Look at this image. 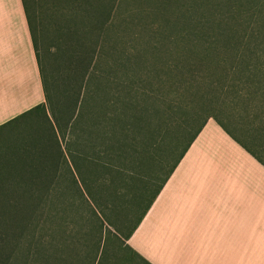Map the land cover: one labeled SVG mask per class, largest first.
<instances>
[{
  "label": "trees",
  "instance_id": "1",
  "mask_svg": "<svg viewBox=\"0 0 264 264\" xmlns=\"http://www.w3.org/2000/svg\"><path fill=\"white\" fill-rule=\"evenodd\" d=\"M21 1L46 102V105L33 111L40 112L38 122L46 121L45 125L52 128V135L39 134L32 138L27 134L24 138L25 144L33 147V153L38 157V160H23L26 163L24 169H33V174L39 173V177L46 179V191H0V264H81L84 259L87 264H129L132 259L117 255L124 245L123 241L107 230L104 224L110 221L105 216V210L113 207L111 194L115 197L117 188L116 192L102 191L100 195L97 186L92 191L85 178L92 167L102 168L101 157L98 154L95 159L87 154L73 157L69 151L65 157L54 133V123L48 115L52 101L49 102L45 88L48 75L44 53L39 47L38 27L30 1ZM221 1L191 0L187 4L180 0L176 19L166 20V25L160 30H152L139 14L135 19L124 22L123 32L129 38L127 49L119 51L113 66H109L106 74L102 73L108 78L113 77L110 80L114 79L115 83H109L114 87H108L103 92V103L114 112V115L108 116L109 123L120 116L130 125V128L123 125V129H136L139 133L147 121L143 115L144 105L141 104L148 100L154 101L155 105L159 102L164 111L173 116L170 123L184 125L183 130L187 131L189 138L167 176L210 119L228 133L229 128L235 130V126L239 125L236 130L252 131L264 138V0ZM92 3L84 7L90 6L93 11L98 9L100 16L97 23L101 31L113 27L119 17L120 0H100L97 8H93ZM154 11L156 14L161 12V7H156ZM131 28L138 30L137 33L133 35ZM104 43L102 38V46ZM97 68L90 70L88 76H93ZM88 70L89 66H86L85 73ZM125 75L130 76L127 84L118 80ZM109 133H112L111 129ZM45 138L49 139V145L39 148ZM133 141L138 140L135 137ZM13 151L15 156L8 158V163L18 159L19 150L13 146ZM40 153L44 154V158ZM60 169L67 175L56 174ZM44 172L46 174L42 176ZM33 174L20 177L37 179L38 176L32 177ZM110 174L111 182L117 186V178H112L116 173L110 171ZM66 177L78 188L82 196L79 201L87 203L85 205L90 208L91 216L88 228L81 227L78 233L73 234L69 255L65 252L63 227L55 224L51 228L41 223L45 215L42 212L46 208L49 211L52 205L51 185ZM6 184L9 186L10 183L4 181L0 187ZM18 184L22 187L23 182ZM80 186L87 187L86 196ZM121 188L122 185L119 186ZM91 194L95 208L87 199ZM104 195H108L110 205L103 203L99 206L97 199L104 198ZM36 206L40 207L37 213L34 210ZM39 217L41 219L35 221ZM136 258L138 264H146L138 256Z\"/></svg>",
  "mask_w": 264,
  "mask_h": 264
},
{
  "label": "rangeland",
  "instance_id": "2",
  "mask_svg": "<svg viewBox=\"0 0 264 264\" xmlns=\"http://www.w3.org/2000/svg\"><path fill=\"white\" fill-rule=\"evenodd\" d=\"M29 1L38 27L39 47L45 57L44 62L48 75L45 88L49 102L52 101L51 110L48 109L49 120L52 124L54 123V133L61 150L65 157L68 151L73 157L81 154L82 156L85 154L93 156V159L96 158V154L101 157L99 160H101L102 168L92 167L85 176L91 190L94 191L97 186L102 195V191L116 192L117 188L116 193L118 194L120 192L119 178H123L121 189L126 191L128 175L125 173L133 172L137 165L143 166L144 160L147 161V165L152 166L153 172H157L160 168V172L168 173L188 141L189 136L187 131L183 130L184 125L170 123L169 120L173 116L166 113L159 102L155 105L154 101L148 100L141 104L144 105L143 115L147 121L139 133L136 129L131 131L123 129V125L129 128L130 125L129 121H123L124 118L120 116L109 123L108 116L114 115V112L106 108L103 103V92L108 87H114L109 83H115L114 79L110 80L113 77L108 78L102 73L106 74L109 66H113L119 51L127 49L129 38L128 34L123 32L124 22L135 19L139 14L152 30H160L166 25V20L176 19L180 0H120L117 22L105 32L101 31L97 23L100 16L98 9L93 11L90 6L84 7L85 4L93 2V8H97L100 0ZM190 1L183 0L182 3L189 4ZM218 2L223 1L216 0V3ZM158 6L161 7V12L156 14L154 9ZM131 29L133 35L138 31ZM102 38L105 41L104 46H102ZM86 66H89V70L85 73ZM95 67L97 68L96 73L91 77L88 76ZM125 76L118 80L127 84L130 76ZM40 117L39 114H31L20 122L0 129V185L4 181L10 184L14 182V185L6 184L5 187H0V191L18 193L31 190L46 191V179L39 177V173L33 174L31 172L33 169H29L30 171L27 167L24 169L25 160L38 158L37 154L33 153V147L25 144L24 138L27 134L32 135V138L38 137L39 134L52 135V128L45 125L46 121L38 122ZM108 129H111L112 133H109ZM135 137L138 141H133ZM48 141L49 139L45 138L43 144H38L39 148L49 145ZM13 146L19 150L18 159H13L8 163V158L15 156ZM27 151L33 154H28ZM55 151L57 152V147ZM41 155L44 158V154ZM33 166L35 167V164ZM110 171L116 173L112 178L113 180L117 178L115 180L117 186L111 182ZM84 172L86 173L85 170ZM27 173L28 176L33 174L32 177H38L37 179H22ZM59 173L67 175L61 169L56 174ZM45 174L44 172L42 176ZM68 178H61L51 185L52 205L49 211L45 207V211L42 212L45 215L41 223L42 225L46 223V227L50 225L51 228H54L55 224L63 227L66 240L65 252L69 255L72 249L73 234L80 231L81 227L87 229L91 216L90 208L87 209L85 205L87 203L79 201L82 196L78 188L74 187ZM20 181L23 182L22 187L18 184ZM80 188L86 196L87 187L80 186ZM116 196L111 194V204L122 207V212L113 209L109 214L113 220H116L113 215L124 216L125 218L120 221V225L124 227L121 231H128L136 221L134 215L139 206L141 207L143 200L141 197L130 200V195L123 198ZM90 197L92 198L93 195L91 194L87 199L95 208L96 203ZM103 197L97 199V204L99 206L103 203L110 205L108 195ZM39 208L36 206L34 209L36 213ZM40 219V217L36 218L35 221ZM108 223L115 226L110 221ZM81 264H87L86 260L84 259ZM129 264H136V261L130 260Z\"/></svg>",
  "mask_w": 264,
  "mask_h": 264
},
{
  "label": "crops",
  "instance_id": "3",
  "mask_svg": "<svg viewBox=\"0 0 264 264\" xmlns=\"http://www.w3.org/2000/svg\"><path fill=\"white\" fill-rule=\"evenodd\" d=\"M45 104L22 1L0 0V129L38 115L33 110ZM235 127L228 133L208 120L169 176L145 160L127 173L128 189L117 197L143 201L124 232L125 217L109 214L122 207L105 210L115 224L104 222L106 229L124 243L119 258L264 264V138Z\"/></svg>",
  "mask_w": 264,
  "mask_h": 264
}]
</instances>
